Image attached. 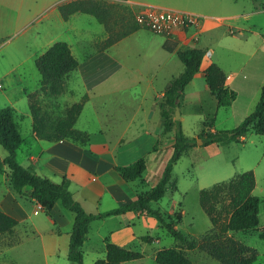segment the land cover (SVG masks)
Listing matches in <instances>:
<instances>
[{"label": "rangeland", "instance_id": "374dc122", "mask_svg": "<svg viewBox=\"0 0 264 264\" xmlns=\"http://www.w3.org/2000/svg\"><path fill=\"white\" fill-rule=\"evenodd\" d=\"M56 2L57 0H0V78L9 73L8 85H5L4 79L3 82L0 81V108L15 104L16 120L22 135L28 138L32 132V116L26 92H36L39 103L50 119L63 116L72 104L83 100L85 95V103L89 97L90 102L78 122L79 126L86 125L93 129L100 125L99 119L102 120L110 112L114 117L124 120L119 125L124 127L125 121L135 114L140 99L147 97V105L149 98H153V88L147 90L146 96L142 95L147 78H153L154 84L160 86L162 75L172 67L175 60L181 63L180 60L171 53V46L165 35L147 28H141L132 36L104 46L108 37H115L135 24L133 8L129 6L134 4L128 0L108 1L111 6L110 28L94 15L84 12H77L75 16L65 20L55 7ZM140 2H144L143 5L134 8L156 5L181 9L195 3L203 4L201 0ZM213 3L211 8L220 11L219 13L240 12L243 15L237 19L219 20L222 23L215 22V29L198 32L209 48L223 53L226 50L221 44L236 39L230 36L232 34L229 30L232 27L227 24L250 23L264 36V0H215ZM252 40L253 48L262 47L259 36L253 35ZM56 41L70 44L80 67L77 69L78 79H74V74L66 76L63 92L53 95L41 90V74L35 59ZM262 70L264 73V67ZM240 76L249 80L253 71L245 68ZM23 87L26 89L20 90ZM192 90H201V86L198 83L190 84L186 91ZM260 95L261 89L253 99L250 94L242 92L232 105L221 106L216 116V127L231 129L237 126L254 110ZM143 114V111L136 114L135 122L127 130L128 135L136 131L138 116ZM156 116H159L158 112ZM201 120L202 116L198 113H186L183 123L181 121L183 131L190 136L195 135L202 128ZM199 139L196 147L203 146V151L191 150L175 164L173 177L177 181V189H168L165 196L156 203V208L170 217V220L176 221L183 232L201 240L211 230L212 222L200 205L199 191L243 171L253 170L256 177L253 192L261 199L260 224L256 228L229 233L237 240L256 248L258 259L253 264H264V134L250 130L239 141L208 145H203V140L199 142ZM171 143L172 141L165 140V145L171 146ZM6 155L7 151L0 143V158ZM167 158L168 154H162L156 162L151 159L144 177L157 181ZM3 179L4 174L0 173V180ZM149 188L147 186L146 190ZM24 200L32 211L36 204L30 199ZM31 214L28 220L17 225L12 232L0 235V264H73L64 255V249L55 254L49 248L48 251L44 249L52 229L56 228L49 214L43 209H40L39 214ZM148 219L147 223L138 225L136 229L153 238L151 241H133L132 248L141 251L144 256L126 264H160L155 259L156 250L169 246L183 248L195 264H222L200 248L189 249L155 218L156 224L151 222V218ZM91 244L94 248H86L85 264H93L94 256L101 252V243L95 233Z\"/></svg>", "mask_w": 264, "mask_h": 264}, {"label": "trees", "instance_id": "16d2710c", "mask_svg": "<svg viewBox=\"0 0 264 264\" xmlns=\"http://www.w3.org/2000/svg\"><path fill=\"white\" fill-rule=\"evenodd\" d=\"M58 9L65 20L75 12H84L94 15L110 28L111 6L107 0H69L61 3ZM139 28L140 26L135 22L131 28L119 35L108 37L104 46L114 44ZM205 54L206 49L199 47H185L178 51V57L184 68L170 79L160 102L163 132H173L171 143L173 151L159 180L151 188L139 192L134 200L103 212L86 211L70 190L69 179L65 178L60 183L55 182L18 160L17 150L23 143L24 137L15 117V108L13 106L0 108V143L7 151V155L0 158V173L7 167L12 189L20 198L36 200L46 212L49 213L56 202L61 200L65 207L75 213L68 249V259L73 264H85L83 245L93 220L128 211L148 212L179 242L186 244L189 249L200 248L206 251L222 264H253L258 259L256 248L237 240L229 233L256 228L260 224L261 199L253 192L256 185L253 170L243 171L228 180L217 182L199 191L200 205L212 222L211 230L201 240L183 232L176 221L170 220V217L159 208L153 207V203L159 202L168 189H177V181L173 177L174 166L184 154L198 145L199 138L203 140V145H208L239 141L250 130L264 134V85L254 110L237 126L231 129L212 130L217 116L216 107L201 102L195 106L196 111L204 114L199 136H188L183 131L181 119L174 118L175 110L177 106H182L185 88L195 73L200 70ZM35 64L41 74V90L58 95L64 90L65 77L76 70L80 62L68 42L56 41L35 59ZM204 72L217 107L230 106L237 97V91L226 86V74L221 66L212 62ZM26 94L33 120L32 129L38 138L49 141L71 139L82 144L89 141L90 134L75 126L84 108L85 95L83 100L72 104L63 116L50 119L39 103L36 92H26ZM156 148L157 143L154 150ZM115 168L127 181H135L144 176L147 158L141 156L130 164L116 165ZM18 222L16 217L0 209V235L12 232ZM142 238L145 241L152 240L149 235H144ZM105 248L106 256L97 259L93 264H123L144 256L139 250L118 245L109 239H106ZM155 259L160 264H195L179 246L160 248L156 252Z\"/></svg>", "mask_w": 264, "mask_h": 264}, {"label": "crops", "instance_id": "0c3cea01", "mask_svg": "<svg viewBox=\"0 0 264 264\" xmlns=\"http://www.w3.org/2000/svg\"><path fill=\"white\" fill-rule=\"evenodd\" d=\"M66 1L69 0H57L55 7L58 9V6ZM110 1L119 2L123 0ZM128 1L131 4H134V6H142L144 3L140 2V0ZM201 1L203 2L201 5L200 3H198L199 5L195 3L187 6V8H181V10L192 11L203 16L201 27L198 30L199 33L205 30L209 31L215 29V22L222 23L219 22V20L224 21L227 18L237 19L243 15L240 12L231 14L219 13L220 11L211 8V4H214L213 2L215 0ZM129 6L133 8L134 13L142 8H134L133 5ZM255 11L258 10L255 9ZM76 14L77 12L72 14L71 17ZM227 26L232 27L229 30L232 34L230 36L236 39H230L227 44H221L226 50V52L223 53L216 51L214 48H209L208 44L201 39L200 35L199 40L195 41V35L197 33L196 29L178 28L170 35H165L167 42L171 46V53L177 56L179 60L178 51L182 48L199 47L206 49V54L200 70L195 73L185 88L184 100L180 107V119L182 123L185 119L186 113L191 111L202 116V123L204 114L195 109V106L201 102H208L209 106L216 107L218 113L220 107H217L216 99L210 92L204 72L212 62L218 63L224 70L226 74V86L237 91V97L235 100L238 99L242 92L246 95L250 94L251 99L255 98L257 91L264 85V73H262V67H264L263 34L257 28H253V24L250 23L227 24ZM141 28L143 27H140L138 30L133 31L121 39L134 35L139 32ZM253 35L259 36L261 39V48H253ZM158 47L159 49L161 48L160 46ZM230 52L232 53L229 54ZM206 57H209L208 60H206ZM180 62L181 63H178L175 60L172 67L167 69L164 75H162L163 81L160 86L154 84L155 80L153 78H147L148 82L144 86V93L142 95L146 96L147 90L153 88L155 92L151 95L153 98L150 97V101L146 105L148 98L142 97L137 105L135 114L125 121L126 125L124 127L119 126L124 120L122 118L114 117L110 112H107L102 120L99 119L101 122L100 125L95 126L93 129L86 125L79 126L78 122L80 121L85 107L90 102L89 97L75 124L78 129L85 130L90 134V139L87 143L82 144L71 139H61L56 141L40 139L35 135L32 129L28 138L23 136L24 141L17 150L18 160L23 165L32 167L38 174L46 176L55 182L60 183L65 178L69 179L70 190L74 197L81 202L85 210L88 212H103L134 200L137 198L139 192L146 190L147 186H150L151 188L159 179L154 182L151 177L143 176L135 181H127L122 177L115 166L127 165L141 156H145L147 158L148 169L149 161L151 159L156 162L162 154H168L167 160L171 156L173 147L172 145H165V140L172 141L173 132H163L164 124L160 102L170 79L174 75L180 73L184 68L181 60ZM78 67H80V64ZM245 68H249L251 72L253 71V76L249 80L240 76L241 71ZM77 69L69 73L67 76L74 74V79L76 78L77 80L79 76ZM8 74L9 73H7L4 78H0L1 82H3V79L5 80V85H8ZM193 83H198L201 86V90L186 91L188 86ZM25 89L26 88L24 87L20 88V90L23 91ZM12 105L17 109L16 106H14L15 104ZM142 111L144 114L143 116H138L139 124H137L136 131L128 135L127 130L131 127L132 123L135 122L136 114ZM157 112L159 114L158 117L156 116ZM215 129H219L216 127V124H214L212 130ZM198 133L193 135V137H196ZM156 143L157 148L154 150ZM203 148V146H198L191 150L196 149L203 151ZM143 149H145L144 152H140L143 151ZM139 153L142 154L139 155ZM2 173L4 174V179L0 180V209L16 217L19 220L18 225H20L21 222L28 220L32 215L31 213L39 214L40 211L34 213L35 206L38 205L36 200L28 198L36 204L32 211H30L24 198H20L12 189L9 178V169L6 167ZM160 176L161 174L159 175V178ZM3 185L4 187H2ZM156 203L157 202L153 203V207L155 208ZM46 213L53 219L56 228L52 229L49 239L44 245V249L46 251H48V248L51 249L53 251L52 254L57 253L58 250L64 249V255L68 257L70 233L75 220V213L65 207L61 200H58L52 210L49 213ZM148 218H151V222L156 224L153 219L155 217L146 211H128L123 214L110 215L105 218L93 220L90 224L87 239L83 245L84 258L86 248H94L91 244L94 233L98 236L101 243L99 247L101 252L94 256L95 261L106 256V239H109L111 242L118 245L133 249L131 243L136 240L141 242L143 239L142 237L144 236L143 231L139 228V230H137L136 227L142 223H147L149 220ZM36 227L38 230V226ZM123 264H126V262Z\"/></svg>", "mask_w": 264, "mask_h": 264}, {"label": "built area", "instance_id": "2783aa9c", "mask_svg": "<svg viewBox=\"0 0 264 264\" xmlns=\"http://www.w3.org/2000/svg\"><path fill=\"white\" fill-rule=\"evenodd\" d=\"M134 19L140 27L163 35H170L178 28L196 29L195 41H198V30L201 27L203 16L187 10L146 5L134 13ZM36 206L34 213L42 209L40 203Z\"/></svg>", "mask_w": 264, "mask_h": 264}, {"label": "water", "instance_id": "95a60500", "mask_svg": "<svg viewBox=\"0 0 264 264\" xmlns=\"http://www.w3.org/2000/svg\"><path fill=\"white\" fill-rule=\"evenodd\" d=\"M181 118V110H180V107L179 106H177L176 107V110H175V119H180ZM202 142V139L200 138L199 139V142Z\"/></svg>", "mask_w": 264, "mask_h": 264}]
</instances>
